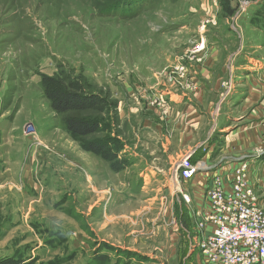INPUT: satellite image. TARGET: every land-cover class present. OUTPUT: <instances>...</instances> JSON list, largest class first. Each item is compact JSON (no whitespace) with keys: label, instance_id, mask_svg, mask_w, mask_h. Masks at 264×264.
I'll use <instances>...</instances> for the list:
<instances>
[{"label":"rangeland","instance_id":"374dc122","mask_svg":"<svg viewBox=\"0 0 264 264\" xmlns=\"http://www.w3.org/2000/svg\"><path fill=\"white\" fill-rule=\"evenodd\" d=\"M263 61L264 0H0V264H196L194 248L220 264L180 227L200 217L211 236L210 193L228 195L238 175L264 214ZM50 88L96 103L59 112ZM68 117L98 130L74 134ZM195 118L218 143L193 158ZM249 123L253 148L240 135ZM207 165L218 167L200 210L192 185Z\"/></svg>","mask_w":264,"mask_h":264},{"label":"built area","instance_id":"2783aa9c","mask_svg":"<svg viewBox=\"0 0 264 264\" xmlns=\"http://www.w3.org/2000/svg\"><path fill=\"white\" fill-rule=\"evenodd\" d=\"M188 156L179 165L184 179L193 178L198 168ZM235 186L228 195L219 188L210 193L213 211L200 225L211 222L215 229L211 236H202L201 246L213 262L264 264V214L244 176L241 180L238 175Z\"/></svg>","mask_w":264,"mask_h":264},{"label":"crops","instance_id":"0c3cea01","mask_svg":"<svg viewBox=\"0 0 264 264\" xmlns=\"http://www.w3.org/2000/svg\"><path fill=\"white\" fill-rule=\"evenodd\" d=\"M260 68H261L260 70H262L264 72V61L261 62ZM248 93H250V92H248ZM174 99H175V102H177L176 101L177 98H174ZM175 102H174V105H172L171 107L176 108L175 106L177 104ZM154 120H155V118L152 116V118L148 117L144 122H145L146 128H148V127L150 128L149 131H151V132H149L148 134H150V135H152V136L157 138L156 134L157 133H161V129L159 127V124H157ZM2 121H4V120L2 119L1 122ZM200 123L197 121L196 118L193 120L192 127H194V130L190 134L189 139L187 138V140L185 142L186 144L184 145L185 148L189 147L188 149L185 150V153L194 152L193 153V155H194L193 158L198 153L197 151H200L202 149L201 146L203 145V143H204V145L206 143L205 147L207 146V144L210 145V146H208L209 151L212 150V148L214 149L215 147H212V146H215L216 143H218V142H215L218 137L216 136L217 137L216 138L215 135H214V133L215 134L217 133V129L218 128L214 131L213 130V126H211L210 128L207 129L206 124H203L202 126H200L199 125ZM0 124H2V123H0ZM257 124H258V121H257ZM257 124L255 125V123H254L255 126L253 125V123L247 124L249 127L245 128L246 131L244 132V134L243 133L240 134L241 137L244 138V139H248L249 138L248 141H246V146H248V147H252L253 148V146H255V144L258 143L257 134H258L259 127L257 126ZM226 126H228V124H224L220 128H223V127H226ZM204 131H205V133L201 134ZM228 131H229V129L223 130L222 132H228ZM200 134L202 135L201 138H200ZM237 136H238V133H235V132H232V131L230 132V134L228 136H226V134H225L226 142H227V148L228 149H230V148L235 149L234 153H239L238 149L243 147L242 144H238V143L232 142L233 138H237ZM154 137L152 139L156 140ZM189 140L193 144H189L188 143ZM228 146H230V147H228ZM228 149H226V150H228ZM236 156H238V155L234 154L232 157H228V158H230V160L227 161L224 165H227V163L229 164V163L236 162V161H234V160L238 159V158H236ZM210 157H209L208 153H204V154L201 153L199 158H200L201 162H205L208 165L211 163V165H212V162H210V160H211ZM208 165H207L205 170L206 171H210V172L209 173L208 172H204L203 175H205V176H202L201 175L202 173H197V176L195 178L196 180H195V182H193V185H192L194 187V194L193 195H194V197L196 199L195 201L197 202V207H198V209H200L202 207L200 210L204 209V198H205L204 196H205V192H206L205 188H206L207 182L209 181V179H211L213 177V170L216 167H218L216 165H213L212 166L213 168H208ZM151 176H153L155 178L154 174H151ZM199 220H201L200 217H198V219L195 220V221H197V223H198ZM197 223L194 222V223H192L193 225H191V226L189 224H186L185 222L181 223L182 226L180 228H181V231H182L183 240H184L185 245H187V242H190V246L191 245L194 246V245L199 243L200 237L204 236V235H200V234H202L201 232H198L199 230L197 229L198 228L197 227L198 226ZM210 229H211V225L208 224L207 228L205 230V233H207V234L210 233ZM196 232H197V234H196ZM198 233H199V235H198ZM191 248H192V246H191ZM190 252H191V256H192L191 259L194 260L196 264H211V263L208 262V259L206 258V256H203V254H202V252L200 251L199 248H194L192 251L190 250ZM187 254L190 255V253H187Z\"/></svg>","mask_w":264,"mask_h":264},{"label":"trees","instance_id":"16d2710c","mask_svg":"<svg viewBox=\"0 0 264 264\" xmlns=\"http://www.w3.org/2000/svg\"><path fill=\"white\" fill-rule=\"evenodd\" d=\"M47 97L52 100V107L61 112L67 109H80L89 108L95 105L97 97L88 94H79L71 91H63L59 88H50L48 90ZM65 124L68 130L74 134L83 136L94 133L98 130V122L87 119H80L76 117H68L65 120ZM91 149L98 152L102 148H95L91 144Z\"/></svg>","mask_w":264,"mask_h":264}]
</instances>
